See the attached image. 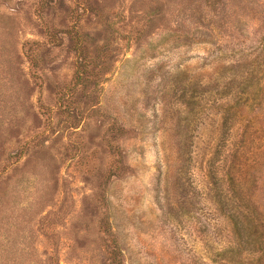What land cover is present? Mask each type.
I'll return each mask as SVG.
<instances>
[{"label":"rangeland","instance_id":"374dc122","mask_svg":"<svg viewBox=\"0 0 264 264\" xmlns=\"http://www.w3.org/2000/svg\"><path fill=\"white\" fill-rule=\"evenodd\" d=\"M115 242L264 264V0H0V264Z\"/></svg>","mask_w":264,"mask_h":264},{"label":"trees","instance_id":"16d2710c","mask_svg":"<svg viewBox=\"0 0 264 264\" xmlns=\"http://www.w3.org/2000/svg\"><path fill=\"white\" fill-rule=\"evenodd\" d=\"M73 39H74V41H73V45H75L76 46V48H77V51L79 52V53H82V51L81 50H84V47L82 46V43L83 42H81V38L79 37V35L76 33V35L73 37ZM83 64L82 63H80V65H79V67H82L83 68ZM235 226H236V229H238V234L240 235V234H244V233H246V232H244L243 233V231H244V226H243V228H242V231H241V229H239V227H238V223H235ZM108 232V231H107ZM244 239H245V241L250 245V241H249V239L248 238H245L244 237ZM113 241H114V239H113ZM243 241V240H242ZM260 245L262 246V243H260ZM262 248V247H261ZM253 248H250V249H247V250H249V251H247V253L249 254V255H251V254H253V250H252ZM260 250H262L263 251V248L262 249H260ZM233 251H234V249H232L231 250V253H233ZM111 259H112V263L111 264H123L122 263V261H121V251H120V249H119V247H118V245H117V243L115 242L114 243V245H113V247H112V250H111Z\"/></svg>","mask_w":264,"mask_h":264}]
</instances>
